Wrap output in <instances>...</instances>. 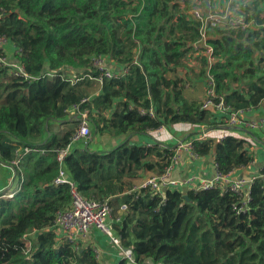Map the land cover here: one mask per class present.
Instances as JSON below:
<instances>
[{"label": "trees", "instance_id": "trees-1", "mask_svg": "<svg viewBox=\"0 0 264 264\" xmlns=\"http://www.w3.org/2000/svg\"><path fill=\"white\" fill-rule=\"evenodd\" d=\"M190 8L189 0H0V37L30 76L16 77L0 64V167L15 183L12 197L0 191V264H99L90 245L80 243L76 251L66 240L56 245L52 230L56 212L71 204V185L54 183L57 153L68 146L62 165L75 191L93 201L109 197L111 216L124 198L126 211L112 226L135 263L264 264V178L250 184L247 202L244 193L221 185L161 194L132 190L138 171L159 174L174 154L158 141L130 144L132 135L178 123L218 128L216 113L210 116L184 93L187 82L205 79L207 68L204 55L194 57L198 24L186 17ZM240 8L253 19L251 27L208 33L217 59L210 73L233 109H264V0ZM98 56L116 72L127 70L105 80L94 98L105 109L120 100L108 118L91 117L90 98L76 89L99 75ZM190 57L200 62L197 72L185 64ZM76 105L88 112L92 138L125 139L101 151L89 148L92 140L72 142ZM245 131L264 141V129ZM248 136L193 140L192 152L212 156L216 170L227 174L254 160ZM117 264L131 263L122 258Z\"/></svg>", "mask_w": 264, "mask_h": 264}, {"label": "built area", "instance_id": "built-area-1", "mask_svg": "<svg viewBox=\"0 0 264 264\" xmlns=\"http://www.w3.org/2000/svg\"><path fill=\"white\" fill-rule=\"evenodd\" d=\"M189 1L191 8L189 9V13H187V15L189 19L195 21L198 24L197 39L191 44V46L194 50L193 53L195 56H205V65L207 66L205 73L206 77L204 79L205 95L204 99L200 103V107L208 111L212 110L213 113H216L217 119L215 122L218 125V128L225 126L229 129H264V117L259 118L256 120V122L249 121L243 117V110L233 109L225 102L223 95L216 93L215 81L210 73L211 67L217 62V59L213 54V49L211 45L208 44L210 39L208 33L210 29L239 28L241 30H245L251 27L252 20L247 21L245 14L240 10V7L233 6L234 0H226L225 6L222 7H217L215 5L216 0ZM232 11L233 13H231ZM262 26L264 27V20ZM0 51L4 53V55H0V64L7 66L12 75L23 78L30 77L25 72V68L22 63L18 62L17 59H10L8 40L4 37H0ZM14 53L18 54V51L15 49ZM93 66L99 72V75L97 77H89V79L97 81L100 85H102L105 80H110L112 78L124 75L127 71L125 69L121 72L115 73L107 67L106 61L99 56L93 60ZM46 76L52 77L53 75L51 73H46ZM188 87L189 86H186L185 90H187ZM87 100L88 99L84 98L81 100V102H87ZM72 110L77 112V115L74 118L77 122V125L76 130L71 136L72 142H78L81 140L85 142L86 140H92L87 110H80L78 105L73 106ZM148 113L150 116H153V109L149 108ZM192 126L195 125H190V127ZM162 129L163 126H160L155 131L158 132ZM226 135H228L226 132H221L217 139H222ZM204 139H215V137L209 134V132H204L194 139L180 141L173 148L174 154L171 157L170 164L165 167L161 173L151 174L150 176L143 179L136 187H133L132 190L146 189L153 194H161L167 189H180V187L186 188L187 190L196 191L198 189H210L216 185H221L224 189L234 194L244 193V202L249 201L248 190L250 184L256 178H264V174L246 179L233 176V172L222 174L216 170L214 165V175L210 179H202L197 181L194 177L188 176L181 178L175 175V161L181 158L183 155L184 157L188 156V158L192 159L197 158V156L192 152V141H202ZM249 139L251 141L253 140L250 137ZM69 147L70 146H68L65 150L59 151L56 156V160L58 161L60 167L58 169V174L54 180V183L69 184L72 187L70 207L59 210L55 214L54 226L52 230L56 235V245L60 244L63 240H66L72 245L71 247L73 251H76L80 243L82 244L84 242L82 240H84L88 235L90 229L96 228L98 231L106 235L112 246H114L115 249L120 252V259L126 258L131 264H137L134 262L131 255L125 249H123L120 242V236L115 232L113 226H110L120 221L119 216L115 220L112 219L110 198L108 197L101 201L88 200L74 190L71 181L67 178V176L64 175L66 172L63 168L62 161ZM17 162L18 159L15 160V163ZM12 196L13 194L10 191L3 195L5 198H10ZM125 208L126 206L124 204L122 207H120L122 211H124ZM234 209L240 212L243 210V206L238 205V207H234ZM94 252L96 258H98V252Z\"/></svg>", "mask_w": 264, "mask_h": 264}, {"label": "crops", "instance_id": "crops-1", "mask_svg": "<svg viewBox=\"0 0 264 264\" xmlns=\"http://www.w3.org/2000/svg\"><path fill=\"white\" fill-rule=\"evenodd\" d=\"M253 1L254 0H234L233 6H238V7L248 6ZM225 2L226 0H216L215 5L217 7H222L225 6ZM231 13H233V11ZM249 20L251 21L253 19L249 18ZM223 30H227V28ZM188 59L189 60L186 62L188 66L187 68L197 72L198 68H200V62L197 61L198 59L197 58L192 59L191 57ZM111 65L113 64L107 65V67L112 71H114L116 68L112 67ZM114 72L117 73L116 71ZM80 80H75V81L77 82ZM87 81H89V84L87 83ZM87 81L84 80L85 84L87 83L90 86L96 87L97 88L96 91H99L101 89V85L97 81L94 80H87ZM188 81H190V79ZM187 85L189 87L187 90H184L185 96H187L189 100H193V101L196 100V101H200L201 103L205 95L204 79L203 80L196 79L195 81H191V84L187 82ZM90 86L86 87V91H90L91 89ZM119 101L120 100L116 102ZM115 109L118 110V106L113 105V107L109 108L107 112H105V114L102 115L101 117L108 118ZM236 109L243 110L244 111L243 117L252 122H256V120H258L259 118L264 117V109L263 106L261 105L258 108L248 107V108H236ZM213 115L215 114L212 112V110H210V116ZM190 125L192 124L178 123V124H173L170 127L163 126V129L161 131L157 132L154 130L149 132L147 135H134V136L132 135L129 138V143L130 144L133 143L134 145H151L154 143V141H158L170 145L174 148L180 141L194 139L204 132L206 133L209 132V134L215 137V140H218L217 138L219 137V134H221V132H226L227 134L239 138H244L248 136V132L240 128H234V129L228 128V130H224L222 128L208 127L207 125L204 124L200 126L195 125V127L194 126L190 127ZM219 130H223V131H219ZM254 130H258V129H254ZM189 136L191 137L188 139ZM250 138L253 139V137L251 136ZM124 139L125 136L123 135L117 137H110L108 135H103V136L97 135L94 138H92V142L89 145V147L91 149L100 150V151L109 150L117 146ZM253 140L254 143L252 144L251 152L253 153L252 156L254 160L250 163V165L234 170L233 176L250 179L259 174L258 173L259 170L264 165V141L263 140L258 141L257 139L256 140L253 139ZM8 173L9 172L7 170L0 167V191L3 190L5 192H9L10 190H13V187L15 186L12 176L10 177ZM174 173L176 176H179L181 178H185L188 176L194 177L197 181L202 179H210L214 175L213 157L209 156L206 158L200 157V158L192 159V158H188V156L184 157L183 155L181 156V158L175 161ZM11 181L13 182L12 184ZM180 189L187 190L186 188L183 187H180ZM122 205L123 204L121 202L120 207H122ZM120 207L117 210L119 214L123 212L120 210ZM110 226L112 227V225ZM82 241H84L83 243H87L88 245H90L94 249V251L98 252L97 259L99 264H117V261L120 259V252L117 251L114 246L112 247L111 246L112 244L105 242L104 234L98 231L96 228H91L90 231L88 232V235Z\"/></svg>", "mask_w": 264, "mask_h": 264}, {"label": "rangeland", "instance_id": "rangeland-1", "mask_svg": "<svg viewBox=\"0 0 264 264\" xmlns=\"http://www.w3.org/2000/svg\"><path fill=\"white\" fill-rule=\"evenodd\" d=\"M180 8H182L183 9V6L181 5V7ZM185 9H183L182 10V12L184 11ZM186 15V14H185ZM186 17L189 19V17L186 15ZM254 24L255 25H257L258 24V21H257V18H255V21H254ZM231 29H227L226 30V32H228V31H230ZM212 32H210V34H211ZM185 62V61H184ZM199 62V61H198ZM186 64V66H187V63H185ZM191 71V70H190ZM77 82H79V81H77ZM76 81H74V80H72L71 82H70V84H75V83H77ZM87 86H90V85H88V84H85V83H82V84H80V85H78L77 86V90H84V93H83V96H86V97H89L90 98V100H91V102H92V109H93V111H94V113H92V115H91V117H94V115H95V113H97L98 115H100V116H102V115H104L105 114V112H107V110L108 109H105V108H103V106L100 104V101L99 100H97V101H95L94 102V98H96V97H98L99 95H100V92L99 91H96L97 90V88L96 87H93V86H90L91 87V89H90V91H86V87ZM96 91V92H95ZM114 104L113 105H115V106H119V102H113ZM113 107V106H112ZM111 107V108H112ZM87 144H91V141L90 142H88ZM133 144V143H132ZM88 145V146H89ZM90 148V147H89ZM91 149V148H90ZM151 174H153V173H151V172H146V171H144V170H141V171H138V173H137V177L136 178H134V179H132L131 181H133V187H136L143 179H145L146 177H148V176H150ZM8 175V174H7ZM12 178H13V174H12ZM12 178H11V180H12ZM13 182L11 181V184H12ZM10 184V185H11ZM136 184V185H135ZM119 199V203H121L123 200H124V198L123 197H119L118 198ZM121 210V209H120ZM122 211V210H121ZM126 211V210H125ZM125 211L124 212H122L121 214H119L118 212H116V214L115 215H113L112 216V219L114 220V217H120V216H122L124 213H125ZM104 239H105V242H107V243H110L111 244V242L107 239V237L104 235ZM109 241V242H108ZM26 242V245L27 246H29V240H26L25 241ZM112 246V245H111ZM113 247V246H112Z\"/></svg>", "mask_w": 264, "mask_h": 264}, {"label": "water", "instance_id": "water-1", "mask_svg": "<svg viewBox=\"0 0 264 264\" xmlns=\"http://www.w3.org/2000/svg\"><path fill=\"white\" fill-rule=\"evenodd\" d=\"M222 129H224V130H228V128H227V127H223ZM183 197H184V199H186V200H187V195H183Z\"/></svg>", "mask_w": 264, "mask_h": 264}, {"label": "clouds", "instance_id": "clouds-1", "mask_svg": "<svg viewBox=\"0 0 264 264\" xmlns=\"http://www.w3.org/2000/svg\"><path fill=\"white\" fill-rule=\"evenodd\" d=\"M223 127H225V126H222L221 128H223ZM228 128V127H227Z\"/></svg>", "mask_w": 264, "mask_h": 264}, {"label": "bare ground", "instance_id": "bare-ground-1", "mask_svg": "<svg viewBox=\"0 0 264 264\" xmlns=\"http://www.w3.org/2000/svg\"><path fill=\"white\" fill-rule=\"evenodd\" d=\"M64 175H65V173H64Z\"/></svg>", "mask_w": 264, "mask_h": 264}]
</instances>
